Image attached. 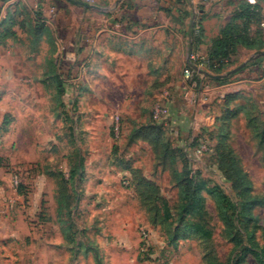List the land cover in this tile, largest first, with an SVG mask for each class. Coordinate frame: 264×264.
Wrapping results in <instances>:
<instances>
[{
  "label": "rangeland",
  "instance_id": "obj_1",
  "mask_svg": "<svg viewBox=\"0 0 264 264\" xmlns=\"http://www.w3.org/2000/svg\"><path fill=\"white\" fill-rule=\"evenodd\" d=\"M56 35L0 23V264H259L241 258L264 247V109L252 89L209 97L175 60L141 77L134 109L114 65L87 74L93 61L71 60ZM233 168L260 201L234 222L238 244L219 216V195L233 217L248 199Z\"/></svg>",
  "mask_w": 264,
  "mask_h": 264
},
{
  "label": "crops",
  "instance_id": "obj_2",
  "mask_svg": "<svg viewBox=\"0 0 264 264\" xmlns=\"http://www.w3.org/2000/svg\"><path fill=\"white\" fill-rule=\"evenodd\" d=\"M190 1L195 7L194 35L200 36L199 42L191 47V57L205 60L212 41L236 12L237 0ZM33 7L40 10L44 27L56 30V39L64 44L65 52L69 50L71 60L93 61L86 63L89 66L87 74H96L99 59L102 70L110 65L116 67L124 76V91L128 94L125 103L134 109L139 107L135 103V93L148 89L141 78L143 75L157 77L160 73L166 76L173 61H179V65L189 61L188 26L194 21H191L192 11L187 1L94 0L86 3L83 0H7L0 7V22L9 14L17 15L19 21L24 16L31 17ZM260 28L264 38V25L261 23ZM254 53V50L238 46L232 60L236 62L238 55H245V62ZM242 72L244 77L230 84L222 85L210 79L204 81L202 93L209 97L219 93L222 98L245 87L252 89V97L260 99L264 109V62ZM257 76L259 78L254 79ZM2 132L1 139L4 138Z\"/></svg>",
  "mask_w": 264,
  "mask_h": 264
},
{
  "label": "trees",
  "instance_id": "obj_3",
  "mask_svg": "<svg viewBox=\"0 0 264 264\" xmlns=\"http://www.w3.org/2000/svg\"><path fill=\"white\" fill-rule=\"evenodd\" d=\"M6 1L7 0H0V7ZM177 1L180 2L181 0ZM182 1L186 2V0ZM262 4V0H257L256 4H249L246 0H237L236 12L231 16L230 20L222 27L220 35L212 41L206 59H190L189 63L191 65L197 66L201 70H205L211 74L218 75L230 71L228 70V68L233 66V64L235 63V61L232 60V57L235 55L238 46H242L249 50H254L255 53L261 51L264 48V38L260 28V23L263 19L264 10ZM7 20H9L10 25L13 26L15 23H17L19 28L22 29H27L29 26H32L33 30L39 31L44 28L43 21H41V12L39 9L34 10L31 17H24L20 21H17V15L9 14L1 22ZM195 23L196 21L191 23L190 28L192 48L200 40V36L194 35ZM252 27H254V29H252ZM7 30L10 34H14V31H11V29ZM262 61H264L263 56H259L257 58H250L245 62L241 63L239 65V69L233 72L232 74H228L227 76L218 78L213 81L215 83L221 84L227 81L233 75H236L239 72L246 70L250 66L260 65ZM189 63H185V67H189ZM190 69L193 73L192 77L186 81V85L189 87L193 82H195L194 89L202 88L204 81H207L209 79L202 77L194 69ZM257 78L259 77L257 76L254 79ZM232 161L233 160H231V162ZM231 172V177L234 176L235 178L234 188L239 190L240 194L245 195L248 199L241 206L238 213L236 214V217H233V213L232 215L228 213L230 207H232L233 204L229 202L227 198L219 195V216L225 225V232L227 233V237L232 242L238 244L240 242L241 232L237 227V224H242L245 221L246 214L249 213V215H251L250 210L256 205H259L260 201H258L257 198L252 195V193H250L251 183L247 178V174L243 173L240 168H233L231 169ZM224 204H226V206H224ZM235 221L237 222V224L234 223ZM247 253H252L258 260L259 264H264V247H255L252 250L247 247V249L241 255V258L243 259Z\"/></svg>",
  "mask_w": 264,
  "mask_h": 264
},
{
  "label": "built area",
  "instance_id": "obj_4",
  "mask_svg": "<svg viewBox=\"0 0 264 264\" xmlns=\"http://www.w3.org/2000/svg\"><path fill=\"white\" fill-rule=\"evenodd\" d=\"M249 4H256L257 0H246ZM263 2V9H264V0H262ZM261 25H264V10H263V19L261 22ZM192 59V57L190 56L189 60ZM190 68H192L189 65ZM189 67H185L184 72H183V76L186 80L190 79L192 77V70ZM191 87H195V82H193L191 84ZM169 101V97H168V93L165 92L162 97L161 100L158 101L152 108V117L154 120L157 121H162L163 119H165L168 114H169V107H168V102ZM204 148V147H203ZM143 235H145V233L143 232Z\"/></svg>",
  "mask_w": 264,
  "mask_h": 264
},
{
  "label": "water",
  "instance_id": "obj_5",
  "mask_svg": "<svg viewBox=\"0 0 264 264\" xmlns=\"http://www.w3.org/2000/svg\"><path fill=\"white\" fill-rule=\"evenodd\" d=\"M120 1V0H118ZM187 3L190 6V9L192 11V17H191V21L193 22L195 19V7L194 5L191 3L190 0H186ZM190 28L191 25L188 26V44H187V59L189 60L190 56H191V47H192V41H191V33H190ZM259 56H263L264 57V50L259 51L258 53H254L253 56L251 58H257ZM189 63V61H188ZM189 65L192 67V69H194L196 72H198L201 76L210 79V80H216L218 78H222L224 76H227L228 74H232L233 72H235L236 70L239 69V66L235 67L234 69H231L230 71L226 72V73H222V74H218V75H214L209 73L208 71L205 70H201L199 69L197 66L195 65H191L189 63Z\"/></svg>",
  "mask_w": 264,
  "mask_h": 264
}]
</instances>
